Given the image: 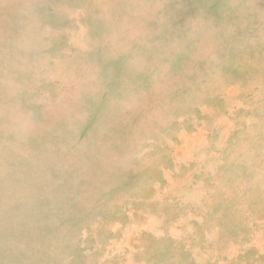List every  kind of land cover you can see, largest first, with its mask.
<instances>
[{
  "label": "rangeland",
  "instance_id": "obj_1",
  "mask_svg": "<svg viewBox=\"0 0 264 264\" xmlns=\"http://www.w3.org/2000/svg\"><path fill=\"white\" fill-rule=\"evenodd\" d=\"M0 264H264V0H0Z\"/></svg>",
  "mask_w": 264,
  "mask_h": 264
}]
</instances>
